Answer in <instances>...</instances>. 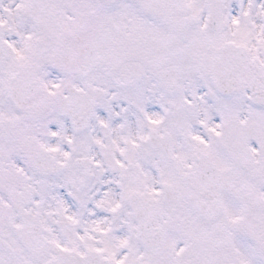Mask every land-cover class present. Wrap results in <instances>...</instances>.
Returning <instances> with one entry per match:
<instances>
[{"label":"snow or ice","instance_id":"obj_1","mask_svg":"<svg viewBox=\"0 0 264 264\" xmlns=\"http://www.w3.org/2000/svg\"><path fill=\"white\" fill-rule=\"evenodd\" d=\"M0 264H264V0H0Z\"/></svg>","mask_w":264,"mask_h":264}]
</instances>
